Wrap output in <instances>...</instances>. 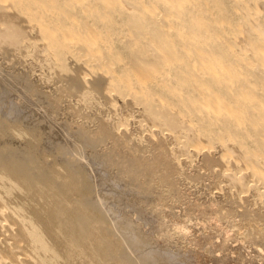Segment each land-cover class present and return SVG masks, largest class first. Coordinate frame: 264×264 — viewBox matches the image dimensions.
<instances>
[{
	"label": "bare ground",
	"instance_id": "bare-ground-1",
	"mask_svg": "<svg viewBox=\"0 0 264 264\" xmlns=\"http://www.w3.org/2000/svg\"><path fill=\"white\" fill-rule=\"evenodd\" d=\"M0 264H264V0H0Z\"/></svg>",
	"mask_w": 264,
	"mask_h": 264
},
{
	"label": "rangeland",
	"instance_id": "rangeland-1",
	"mask_svg": "<svg viewBox=\"0 0 264 264\" xmlns=\"http://www.w3.org/2000/svg\"><path fill=\"white\" fill-rule=\"evenodd\" d=\"M257 15H258L257 13L254 14V16H257ZM231 39H232V41H235L236 42L239 39L238 34H236V33L231 34ZM6 65L11 66L12 63L11 62H8V63H6ZM204 197H205V195H204Z\"/></svg>",
	"mask_w": 264,
	"mask_h": 264
}]
</instances>
